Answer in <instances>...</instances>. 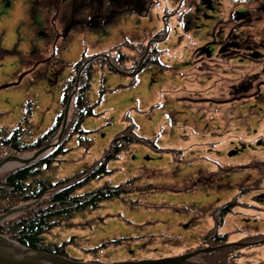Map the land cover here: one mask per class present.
<instances>
[{
  "label": "rangeland",
  "instance_id": "1",
  "mask_svg": "<svg viewBox=\"0 0 264 264\" xmlns=\"http://www.w3.org/2000/svg\"><path fill=\"white\" fill-rule=\"evenodd\" d=\"M29 1L0 0V127H14L22 119L26 102L32 101V118L26 124L27 138L30 135L35 138L48 130L62 109L61 101L56 109H52L58 102L52 104L55 92L47 78L51 71L62 70L60 75L64 76L85 50L87 54L99 53L124 40L147 43L146 48H149V36L153 38L151 35L159 32L163 38L166 33L162 31L164 10L169 9L165 2L153 4L143 17L124 13L105 26L97 18L92 20L97 25L87 26L82 22L96 12L91 0H76V12H71V17H66L65 13L72 9L70 3L62 0V18H54L53 12L40 9V3ZM45 1L48 0L42 3ZM175 4H170V13L176 10ZM53 5L54 1L49 8ZM248 6H258L257 0H252ZM234 8V0H220L217 11V16L223 20L220 27L230 25L228 14ZM171 18L170 34L159 44L158 59L151 61L135 80L131 79L133 76L115 72L118 80L109 78L110 87L104 86L106 90L101 92V86L89 90L87 96L93 103L97 102L98 113L85 119L82 125L91 131L90 140H84L81 145L74 135L68 142L70 150L59 162L43 171L50 179L58 180L93 165L103 157L116 133L128 125L123 119L127 110L136 125L135 131L153 140L150 145L139 140L128 143L115 159L108 162L112 171L91 180L79 192L92 191L106 183L117 184L128 178L135 187L140 186V191L108 198L95 208L74 213L64 225L56 226L47 235L49 241L61 243L67 240L69 255L66 256L73 261L110 264L186 253L199 234L210 228L209 224L213 223L211 228L215 227L216 221L208 210L212 208L213 211L219 201H228L231 187H236L237 191L242 185L264 183V171L250 169L251 161L264 159V139L259 145L250 143L258 134L264 133V96L242 99L235 93L232 95L231 86L241 82L243 75L227 69L229 65L219 64L222 71L215 60L207 58L206 62L185 64L193 54L191 49L199 42L184 33L179 19ZM256 20L261 22L251 27L255 28L253 33L264 29V15L254 16L247 24ZM71 21L75 24L67 30ZM62 28L67 31L60 35ZM189 33L192 35L191 31ZM243 70L245 74L248 70L253 72L250 66H244ZM54 112L57 113L55 117ZM237 118L244 121L238 122ZM62 128L63 125L59 133ZM247 131L249 137H244ZM59 136L55 145L62 138ZM214 140H221L219 148L215 149L218 158L225 153L220 158L223 164L220 159L210 156L209 149L214 146L208 143ZM239 141L244 144L236 148L234 144ZM226 142L228 144L224 146ZM230 151L233 155H229ZM33 154L35 152L27 151L1 156L2 159L8 155L28 159ZM20 164L24 163L8 160L0 167V175ZM218 169L222 172L219 175ZM116 238L122 241L97 251L88 250ZM224 255L218 252L214 264H225ZM242 259L233 257L231 262L240 264L238 261Z\"/></svg>",
  "mask_w": 264,
  "mask_h": 264
},
{
  "label": "trees",
  "instance_id": "2",
  "mask_svg": "<svg viewBox=\"0 0 264 264\" xmlns=\"http://www.w3.org/2000/svg\"><path fill=\"white\" fill-rule=\"evenodd\" d=\"M260 1L263 5L264 1ZM82 23L94 22L88 18ZM156 37H161L160 33ZM124 47L130 50L125 51ZM146 47L147 43L125 40L99 53L87 54L84 51L82 57L71 65V73L62 84L61 103L63 106L55 123L37 137L30 138L31 135L26 137L28 131L26 124L29 119L31 120L33 114L32 101L26 102L22 119L14 127H0V161L3 160L1 155L7 153L16 155L27 151L36 152L38 149L53 144L39 158L26 164H20L0 175V215L7 214L13 208L18 209L0 220V235L11 238L18 245L29 250L66 256L69 244L66 243L67 240L60 243L49 241L47 238L53 228L64 225L67 219L73 217L74 213L84 211L88 207L95 208L102 200L129 194L132 191H140V186L135 187L136 184L128 178L117 184L106 183L92 191L79 192L91 180L104 177L111 172L112 169L109 168L108 162L115 159L128 143L137 140L147 145L153 143L152 139L141 136L135 131L136 125L130 118V110H127L123 116L128 125L115 135L110 146L105 149L103 157L94 161L93 165L84 168L79 173L64 176L58 180L50 179L43 174V171L49 169L50 165L59 162L70 150L68 142L74 135L78 137V142L81 145L84 144V140L86 142L90 140L91 131L84 129L82 125L85 119L98 114L95 109L97 103H93L87 96L91 90L96 70L106 69L125 73L135 79L145 64L156 61L159 57L160 51L152 52ZM144 50L147 58L139 65ZM54 79H56L55 74L51 76L52 84L56 82ZM104 90L106 88L102 87L101 92ZM69 102L68 123L62 138L55 145L60 134L58 131L64 123L65 108ZM72 239L71 237L69 240ZM119 239H109L96 247L88 248V250L97 251L108 247L109 244L122 241ZM218 252L213 251L200 256L207 257L208 262L211 263L217 260Z\"/></svg>",
  "mask_w": 264,
  "mask_h": 264
},
{
  "label": "flooded vegetation",
  "instance_id": "3",
  "mask_svg": "<svg viewBox=\"0 0 264 264\" xmlns=\"http://www.w3.org/2000/svg\"><path fill=\"white\" fill-rule=\"evenodd\" d=\"M31 1L29 2L31 3ZM35 1L42 5L40 7L42 11L53 12V16L62 18L60 11L62 0H52L54 1L53 8H49L52 3L51 0L43 3V0ZM63 2H69L72 8L65 10L66 17L73 16L71 12H76V0H63ZM160 2L168 3L167 7H169V9L165 8L163 14L162 31L166 33L163 38L156 37L159 32L152 34L153 38L149 36L148 45L153 44V47H149L147 50L161 51L159 44L168 38L170 20L173 19L170 17L175 16L182 22L184 33L199 42L194 49H191L193 54L186 60L185 64H191L192 61L194 63L206 62L205 58H207L210 61L215 60L217 65H229L230 67H226L227 69L239 71L243 75L241 82L231 86L232 95L235 93L236 97L240 96L242 99L246 96L256 98L264 96V29L256 30L253 33L255 28L252 29L251 27H256V24L261 22L260 20L247 24L248 21H252L254 16L259 18L264 15L262 13L264 4L262 5L260 0H257V3L262 8L248 6L252 0H234L235 8L228 14L230 15L228 27H220L223 22L222 17L217 16L220 0H91L90 3L96 12L94 16H90L89 20L100 19V23L105 26L113 18L124 13L138 14L143 17L150 11L153 4L157 5ZM173 2H176L174 5L176 10L170 13L169 10H172L170 6ZM74 23L71 22L69 25ZM190 31L192 35L189 33ZM145 58H147V54L144 50L139 65ZM159 62L162 64L160 59ZM150 64V62L145 64L140 71L143 72ZM206 66L200 67V69H204ZM219 66L221 67V65ZM244 66H250L253 72L248 70V73L245 74ZM221 68L223 71V67ZM226 79L232 80V78ZM257 80L263 85L258 84ZM248 135V131L243 134L244 137ZM263 136L264 133L263 135L258 134L250 143L256 142L258 145L263 143ZM215 143L214 140L209 141L208 144L214 146ZM242 143L244 144L243 141H239L234 145L237 148V145ZM229 155H233V153L230 151ZM251 163L250 169L253 171H264V169L259 168L260 166L264 168V159L253 160ZM231 189L232 193L228 201L220 202L215 198L216 202H219L211 214L216 225H213L214 228H208L204 234L200 233L197 240H200V244L204 247L214 246L216 248L214 251L224 253L223 263L225 264H234L231 262L233 257L245 258L238 261L240 264H264V183L242 185L237 191L236 187H231ZM226 197L222 199H226ZM201 254L193 256L191 259L196 263L214 264L215 261L210 263L207 257H202Z\"/></svg>",
  "mask_w": 264,
  "mask_h": 264
},
{
  "label": "water",
  "instance_id": "4",
  "mask_svg": "<svg viewBox=\"0 0 264 264\" xmlns=\"http://www.w3.org/2000/svg\"><path fill=\"white\" fill-rule=\"evenodd\" d=\"M69 106L70 102L66 107L65 117H64V124L62 131L60 132L59 139L63 135V130L65 126L67 125V118L69 114ZM49 146L43 147L41 149H38L35 154H33L31 157H28V159H23L20 157H16L14 155H8L5 159L0 161V167L6 163L8 160H19L20 162L26 164L29 161H32L38 157V155L47 150ZM17 208H13L8 211L7 214L0 215V220L7 217L10 213L17 211ZM216 248L214 246H208L207 248H201L195 252H186V254L176 255V256H169L164 258H157V259H138V260H132V261H121L118 263H110V264H194L190 258L194 255H197L199 252H208L213 251ZM31 259H30V258ZM39 261V262H38ZM107 264V263H94V262H88L83 263L79 261H73L69 258H63L61 255L54 254L48 255L41 252H30L25 247H20V245L17 244L16 241L12 240L11 238H8L7 236L0 235V264Z\"/></svg>",
  "mask_w": 264,
  "mask_h": 264
},
{
  "label": "crops",
  "instance_id": "5",
  "mask_svg": "<svg viewBox=\"0 0 264 264\" xmlns=\"http://www.w3.org/2000/svg\"><path fill=\"white\" fill-rule=\"evenodd\" d=\"M23 37V36H22ZM53 70H55L54 68H53ZM54 71H51V73H49V75L47 76V78H48V80H49V82H48V85H51V86H53V90L52 91H54L55 93H53V105L54 104H56L57 102H58V104L55 106V107H52V109H56V107L59 105V103H60V98H61V96H62V82L66 79V76L68 75V73H65L64 74V76L62 75H59L58 77H57V82H56V85H52L51 84V78H49V76H51L52 75V73H53ZM115 73L114 72H110V73H108V72H105V74H104V72L102 73V72H96L95 73V77H94V79H93V85H92V87H94L95 88V90H97L98 88H99V86H101L102 84L104 85V86H109L110 87V85H108V83H107V80L110 78V79H115L114 81H117L118 79L115 77V75H114ZM106 77V78H105ZM5 81H11L10 79H4ZM55 86V87H54ZM115 87H113V89H114ZM113 89H110L109 88V90H113ZM57 98L56 100L54 99V98ZM128 106H126L125 107V109L127 108ZM55 111H57V110H55ZM125 111V110H124ZM57 113L56 112H54V117H55V115H56ZM168 145H170L169 143H167ZM211 227V225L209 224L208 225V227ZM202 234L203 233H205V231L203 230V232H201ZM196 242H194V243H192L191 244V246L190 247H194V246H197V244L198 243H200V240H195Z\"/></svg>",
  "mask_w": 264,
  "mask_h": 264
},
{
  "label": "bare ground",
  "instance_id": "6",
  "mask_svg": "<svg viewBox=\"0 0 264 264\" xmlns=\"http://www.w3.org/2000/svg\"><path fill=\"white\" fill-rule=\"evenodd\" d=\"M217 80H219V79H217ZM237 120H238V122H243L244 120L243 119H241V118H237ZM219 142H221V140L220 141H217L216 143H215V145H214V149H209V151H211V153H210V156L212 157V158H217V159H220L221 157H223V156H225V153H221L220 155H219V158L217 157L218 155H217V150L215 149L216 147L217 148H219V146H220V144L218 145V143ZM228 143L226 142L225 144H224V146H226ZM223 145V144H222ZM221 160V159H220ZM222 161V160H221ZM215 162V161H214ZM222 163H224L223 161H222ZM213 210H215V207H214V209ZM208 211H212V208L211 209H209ZM206 225V224H205ZM204 225V226H205ZM203 232V231H202Z\"/></svg>",
  "mask_w": 264,
  "mask_h": 264
}]
</instances>
